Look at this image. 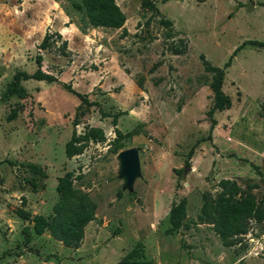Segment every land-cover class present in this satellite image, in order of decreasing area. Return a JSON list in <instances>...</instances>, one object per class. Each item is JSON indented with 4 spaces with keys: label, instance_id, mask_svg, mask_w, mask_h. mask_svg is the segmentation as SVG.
I'll return each instance as SVG.
<instances>
[{
    "label": "rangeland",
    "instance_id": "1",
    "mask_svg": "<svg viewBox=\"0 0 264 264\" xmlns=\"http://www.w3.org/2000/svg\"><path fill=\"white\" fill-rule=\"evenodd\" d=\"M150 1L154 8L115 0L124 30L83 32L80 14L65 12L69 0H0V264H119L138 242L149 264H264V221L251 220L247 233L226 246L213 224L198 220L203 193L215 196L221 179L264 200V47L242 45L264 40V0ZM46 32L61 38L53 34L42 50ZM240 45L224 68L227 106L213 112L210 128L205 61L222 68ZM38 52L41 69L57 81L23 80L28 96L4 99L15 71H35ZM63 83L95 103L80 108L75 126L80 99ZM15 106L16 117L7 120ZM90 126L102 128L104 140L67 157L72 130ZM114 127L137 131L121 149L139 151L131 191L118 176ZM29 162L47 176H34ZM66 172L95 203L77 247L35 233L17 212L51 214ZM181 198L186 214L170 230L169 211Z\"/></svg>",
    "mask_w": 264,
    "mask_h": 264
},
{
    "label": "trees",
    "instance_id": "2",
    "mask_svg": "<svg viewBox=\"0 0 264 264\" xmlns=\"http://www.w3.org/2000/svg\"><path fill=\"white\" fill-rule=\"evenodd\" d=\"M143 6L146 8H154L150 0H143ZM80 14V30H84L88 26L92 27H110L123 28L125 22V14L116 4L115 0H69V7L65 6V12L69 14L70 9ZM61 38L59 32H46L39 43L38 48L46 50L51 46L52 35ZM66 44V40L62 41ZM255 44L264 47V40L259 41L249 39L242 43ZM236 47L228 57L224 66H212L207 61L205 65L208 71L212 73L209 87L212 91V103L208 110V115L212 118V114L216 110H223L227 106V99L223 95L222 84L224 79V68L230 66L233 56L236 55L239 48ZM64 54V50H61ZM42 53H36L34 61L36 69L32 73L24 70L15 71L11 80L7 83L3 92V98L8 99L12 96L25 98L28 96V91L22 85L21 81L27 79L45 80L47 82L57 81L56 77L41 69ZM63 86L74 93L80 103L76 108V115L73 120V125L77 124V114L83 105L95 104L87 98L85 94L75 91L69 84L63 83ZM264 109V99L261 104ZM19 110L18 106L13 107L7 115V120H12L16 117ZM117 114L113 115L112 122L116 125ZM215 125V119H211V126ZM116 137L114 139V149L119 151L124 147V140L130 139L137 134L136 130H131L122 133L117 127H114ZM105 138L104 131L100 127L90 126L81 134H78L75 129L72 130L70 138L66 141L64 151L67 157H72L82 152V149L89 141L100 142ZM191 152V151H190ZM25 166L33 173L46 177V173L36 163H25ZM258 169L257 166H254ZM33 182V181H32ZM221 190L215 195L204 192L202 195L203 203L201 206L198 220L201 223L213 224L214 231L219 235L221 241L226 246L235 244L239 238L246 234L250 221H264V200L257 201L253 193L249 190H242L235 181L230 179H221L219 181ZM58 199L53 205L52 213L44 216L35 214L30 216L23 211H17L20 216L29 219L33 224L35 233L40 234L48 231L49 234L62 242L67 247H77L84 236V227L94 218L95 203L82 191L76 189L72 185V174L66 172L63 176L58 177L56 185ZM186 214V199L181 198L177 204L172 205L168 221L170 230H174L181 225V222ZM143 246L137 243L126 255L122 257L119 264H149L143 258Z\"/></svg>",
    "mask_w": 264,
    "mask_h": 264
},
{
    "label": "water",
    "instance_id": "3",
    "mask_svg": "<svg viewBox=\"0 0 264 264\" xmlns=\"http://www.w3.org/2000/svg\"><path fill=\"white\" fill-rule=\"evenodd\" d=\"M117 159L119 162L118 176L123 180L122 187L131 191L135 178L140 175L138 148L130 147L119 151Z\"/></svg>",
    "mask_w": 264,
    "mask_h": 264
}]
</instances>
